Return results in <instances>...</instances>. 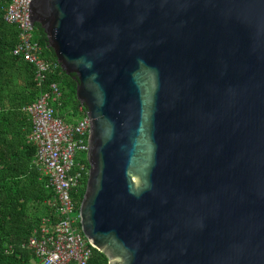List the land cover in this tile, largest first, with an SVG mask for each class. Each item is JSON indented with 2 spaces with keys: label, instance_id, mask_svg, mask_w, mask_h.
I'll list each match as a JSON object with an SVG mask.
<instances>
[{
  "label": "water",
  "instance_id": "95a60500",
  "mask_svg": "<svg viewBox=\"0 0 264 264\" xmlns=\"http://www.w3.org/2000/svg\"><path fill=\"white\" fill-rule=\"evenodd\" d=\"M89 119L80 229L107 264H264V0H30Z\"/></svg>",
  "mask_w": 264,
  "mask_h": 264
},
{
  "label": "trees",
  "instance_id": "16d2710c",
  "mask_svg": "<svg viewBox=\"0 0 264 264\" xmlns=\"http://www.w3.org/2000/svg\"><path fill=\"white\" fill-rule=\"evenodd\" d=\"M2 5L0 0V264H33L36 256L28 246L29 238L42 227L44 219L52 223L56 218L49 204L54 192L45 186L46 176L35 162L36 146L29 140L32 123L26 108L56 84L58 95L51 100L54 116L74 125L75 117L85 111L75 98L76 81L59 65L39 82L35 67L13 54L18 30L3 19ZM34 28L33 40L40 47L41 57L56 63L42 30ZM82 161L88 169L86 158ZM86 179L87 175L74 195L78 206ZM87 264H107V259L91 248Z\"/></svg>",
  "mask_w": 264,
  "mask_h": 264
},
{
  "label": "built area",
  "instance_id": "2783aa9c",
  "mask_svg": "<svg viewBox=\"0 0 264 264\" xmlns=\"http://www.w3.org/2000/svg\"><path fill=\"white\" fill-rule=\"evenodd\" d=\"M29 2L3 0L1 12L3 19L18 30L13 54L35 67L40 82L58 63L40 55V47L33 40L34 26L28 21ZM57 95L56 84H51L50 91L42 93L26 108L32 123L29 140L36 146L35 162L46 176L45 186L54 192L49 204L56 218L52 223L44 219L42 227L29 238L28 246L36 256L33 264H87L92 247L80 229L79 206L74 195L88 170L81 155L88 150L89 119L84 112L70 125L54 116L51 100Z\"/></svg>",
  "mask_w": 264,
  "mask_h": 264
},
{
  "label": "rangeland",
  "instance_id": "374dc122",
  "mask_svg": "<svg viewBox=\"0 0 264 264\" xmlns=\"http://www.w3.org/2000/svg\"><path fill=\"white\" fill-rule=\"evenodd\" d=\"M75 118H79L78 116H76ZM81 157H85L86 158V153H83L82 155H81Z\"/></svg>",
  "mask_w": 264,
  "mask_h": 264
},
{
  "label": "bare ground",
  "instance_id": "6f19581e",
  "mask_svg": "<svg viewBox=\"0 0 264 264\" xmlns=\"http://www.w3.org/2000/svg\"><path fill=\"white\" fill-rule=\"evenodd\" d=\"M34 29H35V28H34ZM41 49H42V48H41ZM82 187H83V186H82ZM82 187H81V188H82ZM79 191H80V190H79Z\"/></svg>",
  "mask_w": 264,
  "mask_h": 264
}]
</instances>
